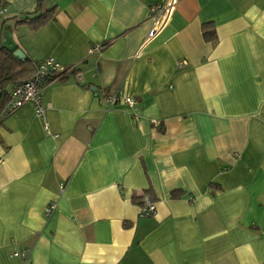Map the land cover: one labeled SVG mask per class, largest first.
I'll return each instance as SVG.
<instances>
[{
	"label": "crops",
	"instance_id": "crops-1",
	"mask_svg": "<svg viewBox=\"0 0 264 264\" xmlns=\"http://www.w3.org/2000/svg\"><path fill=\"white\" fill-rule=\"evenodd\" d=\"M163 1L4 0L5 46L76 71L48 133L30 103L0 118V264H264V0Z\"/></svg>",
	"mask_w": 264,
	"mask_h": 264
},
{
	"label": "built area",
	"instance_id": "built-area-1",
	"mask_svg": "<svg viewBox=\"0 0 264 264\" xmlns=\"http://www.w3.org/2000/svg\"><path fill=\"white\" fill-rule=\"evenodd\" d=\"M172 0L154 4L150 7V12L155 14L167 13L172 5ZM100 44H95L89 47L88 52L98 50ZM74 66H64L53 57H45L35 63L33 73L30 78L25 79L15 84L10 90L8 101L5 107V112H10L26 103L32 104L35 114L40 118L44 130L48 133V124L45 116V106L42 103V91L45 84L53 79L59 78L64 72L71 71ZM104 101L107 107H111L118 102H123L129 106L135 103L134 98L130 96L120 97L117 94H104ZM62 187V185H61ZM55 207V202H49L45 207V214L48 215ZM155 212V205L149 202L140 206V214L149 216Z\"/></svg>",
	"mask_w": 264,
	"mask_h": 264
},
{
	"label": "trees",
	"instance_id": "trees-1",
	"mask_svg": "<svg viewBox=\"0 0 264 264\" xmlns=\"http://www.w3.org/2000/svg\"><path fill=\"white\" fill-rule=\"evenodd\" d=\"M45 0H38L37 7H41ZM4 0H0V9L4 6ZM52 9H47L33 16H25L21 22H25L31 28H38L43 25L50 17ZM202 34L205 40L211 41L215 38V31L210 23L202 25ZM34 61L30 58H18L13 55V49L5 46L0 38V118L8 113L5 112V107L8 101L11 88L25 79L31 77L34 66ZM73 68L69 72H64L59 78L64 79L67 74L74 73ZM132 201L139 207L153 201V193L150 188L132 196Z\"/></svg>",
	"mask_w": 264,
	"mask_h": 264
},
{
	"label": "water",
	"instance_id": "water-1",
	"mask_svg": "<svg viewBox=\"0 0 264 264\" xmlns=\"http://www.w3.org/2000/svg\"><path fill=\"white\" fill-rule=\"evenodd\" d=\"M13 55L18 58H24V53L19 48L13 51Z\"/></svg>",
	"mask_w": 264,
	"mask_h": 264
}]
</instances>
